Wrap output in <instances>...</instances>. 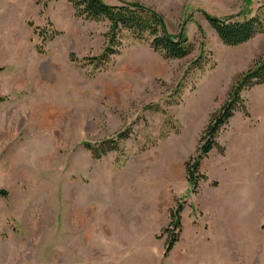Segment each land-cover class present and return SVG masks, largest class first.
Listing matches in <instances>:
<instances>
[{"label":"rangeland","instance_id":"374dc122","mask_svg":"<svg viewBox=\"0 0 264 264\" xmlns=\"http://www.w3.org/2000/svg\"><path fill=\"white\" fill-rule=\"evenodd\" d=\"M104 1L158 14L194 49L168 58L127 34L98 65L107 20L70 0H0V264H264V84L243 91L247 113L221 128L198 183L187 171L264 58V32L228 45L207 15L247 19L264 0ZM122 131L121 151L97 159L85 146Z\"/></svg>","mask_w":264,"mask_h":264},{"label":"trees","instance_id":"16d2710c","mask_svg":"<svg viewBox=\"0 0 264 264\" xmlns=\"http://www.w3.org/2000/svg\"><path fill=\"white\" fill-rule=\"evenodd\" d=\"M70 2L77 16L109 22V29L106 32L107 45L94 60L98 65L107 63L112 55L119 54V49L122 47L121 41L127 34L136 41L150 40L151 47L168 58H184L194 49L192 42L186 37L169 34L158 14L148 11L138 4L123 2L118 5L110 4L104 0H70ZM207 18L224 43L239 45L249 41L256 34L264 32V3L258 7L255 15L247 19H234V16L217 17L210 14L207 15ZM198 64L197 62L196 65ZM259 84H264V58L260 64L250 68L238 78L228 99L211 116L209 124L204 130L202 145L198 148L196 156L187 163L188 175L192 181L198 183L201 176V162L213 148L218 146L216 137L221 128L228 124L236 111L241 110L247 113L245 99L242 96L243 91ZM5 100L6 97H0V102ZM169 120L171 118L168 116L167 121ZM129 137L128 131H122L117 138L103 140L97 144L87 143L85 146L92 152L94 158L100 159L110 151H121L123 141ZM7 196V191L0 188V197ZM182 211L183 206H178L172 213L170 224L164 228L167 234L165 255L169 254L179 240L182 229Z\"/></svg>","mask_w":264,"mask_h":264}]
</instances>
